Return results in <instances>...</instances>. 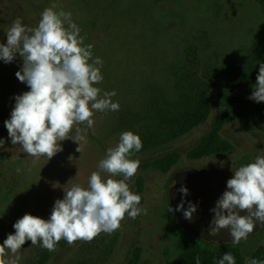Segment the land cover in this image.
Segmentation results:
<instances>
[{
    "label": "rangeland",
    "instance_id": "rangeland-1",
    "mask_svg": "<svg viewBox=\"0 0 264 264\" xmlns=\"http://www.w3.org/2000/svg\"><path fill=\"white\" fill-rule=\"evenodd\" d=\"M217 2L219 10L215 0H0V43L4 44L7 30L18 17L22 25L34 28L41 12L52 4L57 5V11L71 12L72 21L85 37L84 45L92 44L93 58L103 61L100 69L103 81L94 86L101 89V96L105 91H114L111 99L120 105L115 112H95L94 124L87 129L86 142H80V152L76 150L79 145L74 142L76 132L73 128L69 139L60 142L61 152L49 161L41 157L33 163L34 158L24 153L20 145L11 143L4 126L15 101L7 98L13 103L0 102V122H3L0 131L5 132L0 134V139L4 140L0 148V245L8 234H14L12 225L24 214L47 220L54 202L63 199V191L74 184L87 188L91 173L99 171V161L119 142L122 132L110 130L114 115L122 109L137 107L136 101L143 96L149 83L169 93L173 82L172 66L183 57L189 43L198 44L200 52L209 44L211 48L203 55L215 52L223 59L238 56L260 39L264 27L260 0ZM202 33L207 34L206 41L201 39ZM21 68L19 55L9 64L0 60L1 92L9 90L21 95L29 91L15 76ZM252 90L246 95L248 99ZM210 97L214 112L208 121L170 143L164 148L165 152L183 155L210 130L218 102L217 91L213 90ZM262 126L264 122L255 118L236 119L227 124L222 136L234 146L232 155L213 156L197 162L187 161L182 156L167 174L139 167L127 183L130 191L137 194L135 179L137 176L143 178L138 207L146 209L147 214L141 213L135 219L125 214L118 230L111 234L101 233L91 242L76 241L69 246L62 239L52 252L39 244L32 246L31 241L26 240L18 253V264L36 263L41 256L47 257L45 264H125L135 248L141 251L142 264H168L174 255L176 237L189 234L175 224L174 212L167 211L168 206L171 207L174 176L191 168L233 174L239 167L254 162L258 155H264L261 151L264 150ZM156 156L144 153L137 159L141 164ZM101 176L105 180L123 179L107 173ZM114 235L117 243L111 248ZM257 246H264V224L249 241L240 245L246 264ZM9 258L11 253L5 257Z\"/></svg>",
    "mask_w": 264,
    "mask_h": 264
},
{
    "label": "clouds",
    "instance_id": "clouds-1",
    "mask_svg": "<svg viewBox=\"0 0 264 264\" xmlns=\"http://www.w3.org/2000/svg\"><path fill=\"white\" fill-rule=\"evenodd\" d=\"M56 9V4L45 8L34 28L22 25L21 19L16 18L7 30L6 44L0 43V60L5 64L13 62L17 55L22 59V68L15 76L29 88L15 96L10 119L4 121V126L11 143L20 145L24 153L34 158L33 163L41 157L49 161L61 152L60 142L69 139L73 128L74 142L79 145L76 150L80 152V142H86L95 112H115L120 108L111 99L114 91H105L101 96V89L94 86L103 81L100 70L103 61L93 58V45H84L85 37L72 21L71 12ZM256 81L249 99L264 102V63L259 65ZM3 145L4 140L0 139V148ZM142 146L138 135L122 132L118 144L109 148L99 161V171L91 173L87 188L74 184L63 191V199L54 202L47 220L26 213L12 225L14 234H8L0 245V264H18V253L26 240L52 252L62 239L69 246L76 241L91 242L101 233L118 230L125 214L131 219L147 214L146 209L138 207L141 196L130 191L127 183L140 166V161L130 156ZM101 173L123 179L105 180ZM226 187L210 210L214 216L208 235L214 237L221 229H229L231 243L238 245L253 232L254 218L264 224V155L239 167L227 180ZM178 191L182 196L188 195L184 186ZM182 209L183 199L175 209L168 206L167 211ZM196 210L189 202L183 212L185 219L191 220ZM244 210L248 214L239 215ZM9 253L11 258L5 259ZM195 261L200 264V257L196 256ZM215 264H236V261L227 252ZM247 264H264V260L251 259Z\"/></svg>",
    "mask_w": 264,
    "mask_h": 264
},
{
    "label": "trees",
    "instance_id": "trees-1",
    "mask_svg": "<svg viewBox=\"0 0 264 264\" xmlns=\"http://www.w3.org/2000/svg\"><path fill=\"white\" fill-rule=\"evenodd\" d=\"M260 2L264 13V2L263 0ZM215 5L219 10L217 0ZM201 39L206 41L207 34L202 33ZM210 48L207 44L200 52L198 44L189 43L184 49L183 57L181 56L172 66L173 82L169 93L158 85L149 83L143 96L136 101L137 107L122 109L114 115L111 132L131 131L142 141V149L134 152L130 159L136 160L144 153H151L154 156L157 154L153 160L141 163L140 168L153 169L165 174L177 165L182 156L187 160L196 161L213 156L232 155L235 151L234 146L222 136L226 125L236 119L247 118L264 122V104L246 97L257 83L260 63H264V27L260 39L254 41L238 56L221 59L215 52L204 56V52ZM1 90L0 88V102L6 93ZM213 90L217 91L218 102L210 130L183 155L174 151L165 152L164 148L170 143L208 121L214 112L210 97ZM10 94L11 99L17 96ZM2 123L0 122V128ZM260 128L264 131V126ZM1 133L5 132L1 130ZM142 187L143 178L137 176L134 190L138 195ZM116 240L117 236L114 235L111 248L116 245ZM247 241L249 239L241 241L238 245L222 243L216 247L191 234L177 236L173 243L174 255L168 264H196V256L200 257V264H215L227 252L234 256L236 264H246L240 245ZM46 258L41 256L32 264H45ZM251 259L264 260V246L254 248L250 254L249 260ZM125 264H142L139 248L132 251Z\"/></svg>",
    "mask_w": 264,
    "mask_h": 264
},
{
    "label": "water",
    "instance_id": "water-1",
    "mask_svg": "<svg viewBox=\"0 0 264 264\" xmlns=\"http://www.w3.org/2000/svg\"><path fill=\"white\" fill-rule=\"evenodd\" d=\"M232 176L233 174L228 173L213 175L209 169H192L184 174L178 175L177 184L170 191L171 206L173 209L181 203L182 199L184 201V209L175 211L177 222L192 236L212 246L217 247L222 243H231L232 240L229 229H221L220 233L214 237L208 235L209 225L214 216L210 210L215 207L218 199H220L222 194L227 190L226 182L228 179L232 178ZM181 186L188 189L187 196H182L178 191ZM189 202L194 204L197 209L196 212L193 213L191 220L185 219L183 215ZM247 214L246 210L239 212L241 216ZM254 225L253 232L249 234L248 239L252 238L262 226L255 218Z\"/></svg>",
    "mask_w": 264,
    "mask_h": 264
},
{
    "label": "flooded vegetation",
    "instance_id": "flooded-vegetation-1",
    "mask_svg": "<svg viewBox=\"0 0 264 264\" xmlns=\"http://www.w3.org/2000/svg\"><path fill=\"white\" fill-rule=\"evenodd\" d=\"M5 82H6V81H5ZM9 92H10V91L8 90V91L5 93V98L3 99V101H4V100H5V101H9V102H11V104H12L13 101H11V100H7V98H8V99H11V94H10V93H12V92H10V93H9ZM13 94H14V93H13ZM13 100L15 101V99H13ZM11 104H10V105H11ZM13 104L15 105V103H13ZM4 105L6 106V105H8V104L6 103V104H4ZM197 143H198V142H197ZM197 143H196V144H197ZM196 144H195V145H196ZM192 147H193V146H192ZM208 158H209V157H208ZM185 159H186V158H185ZM204 159H206V158H203V159H200V160H196V161H190V160H187V159H186V160H187V161H190V162H197V161H203ZM175 166H176V165H175ZM175 166H174V167H175ZM174 167H173V168H174ZM173 168H172V169H173ZM195 168H196V167H195ZM172 169H171V170H172ZM192 169H194V168H191V169L185 170V171L181 172L180 174H184L185 172H188V171H190V170H192ZM206 169H209L213 175L223 174L222 172H221V173H218V172H215V171L213 172V170L210 169V168H205L204 170H206ZM171 170H170L168 173L172 172ZM165 174H167V173H165ZM180 174H177V175L174 176V179H173V185H172L171 189L177 184V176L180 175ZM228 174H229V173H228ZM170 198H171V197H170ZM171 207H172V206H171ZM174 214H175V211H174ZM175 217H176V214H175ZM175 224L182 226L181 224H179V223L177 222V218H176V220H175ZM182 227H183V226H182ZM183 229H184V227H183ZM184 230H185V229H184ZM185 231H186V230H185ZM186 232H187V231H186ZM187 233H188V232H187ZM189 234H190V233H189Z\"/></svg>",
    "mask_w": 264,
    "mask_h": 264
}]
</instances>
